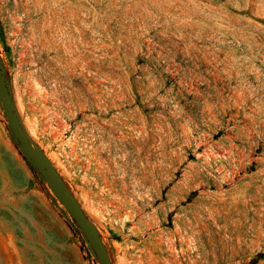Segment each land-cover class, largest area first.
Returning a JSON list of instances; mask_svg holds the SVG:
<instances>
[{
	"label": "rangeland",
	"instance_id": "374dc122",
	"mask_svg": "<svg viewBox=\"0 0 264 264\" xmlns=\"http://www.w3.org/2000/svg\"><path fill=\"white\" fill-rule=\"evenodd\" d=\"M16 113L111 264H264V0H0ZM0 102V264H98Z\"/></svg>",
	"mask_w": 264,
	"mask_h": 264
},
{
	"label": "water",
	"instance_id": "95a60500",
	"mask_svg": "<svg viewBox=\"0 0 264 264\" xmlns=\"http://www.w3.org/2000/svg\"><path fill=\"white\" fill-rule=\"evenodd\" d=\"M0 102L4 115L9 123L10 130L19 143L28 162L37 169L41 178L48 184L53 196L60 204L61 213L74 229H78L89 249L98 261V264H111L108 254L101 240L92 228L91 222L82 213L80 207L71 199L69 193L60 182L57 174L51 167L48 159L39 149L37 144L27 135L24 125L19 119L12 101L11 89L7 84L0 65Z\"/></svg>",
	"mask_w": 264,
	"mask_h": 264
}]
</instances>
